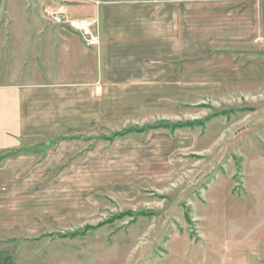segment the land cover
Listing matches in <instances>:
<instances>
[{
	"label": "rangeland",
	"instance_id": "1",
	"mask_svg": "<svg viewBox=\"0 0 264 264\" xmlns=\"http://www.w3.org/2000/svg\"><path fill=\"white\" fill-rule=\"evenodd\" d=\"M203 88L112 120L99 97L96 128L26 143L17 195L33 222L8 242L19 263L264 264V81L233 96Z\"/></svg>",
	"mask_w": 264,
	"mask_h": 264
},
{
	"label": "crops",
	"instance_id": "2",
	"mask_svg": "<svg viewBox=\"0 0 264 264\" xmlns=\"http://www.w3.org/2000/svg\"><path fill=\"white\" fill-rule=\"evenodd\" d=\"M5 1L0 0V264H20L8 242L33 222L17 195L18 176L27 173L19 167L34 160L19 156L26 143L67 141V129L96 128L99 97H105L112 120L139 116L148 105L160 113L176 108L178 90L186 92L197 80L209 97L233 96L234 89L242 93L244 81H264V0H37L39 11L4 9ZM51 6L97 21L99 48H87L78 35L47 22L43 12ZM146 97H156L159 105ZM25 189L32 192V186Z\"/></svg>",
	"mask_w": 264,
	"mask_h": 264
},
{
	"label": "built area",
	"instance_id": "3",
	"mask_svg": "<svg viewBox=\"0 0 264 264\" xmlns=\"http://www.w3.org/2000/svg\"><path fill=\"white\" fill-rule=\"evenodd\" d=\"M43 14L45 20L50 24L78 35L87 48H99V36L96 28L97 21L72 18L64 11V7L60 6L47 7Z\"/></svg>",
	"mask_w": 264,
	"mask_h": 264
},
{
	"label": "trees",
	"instance_id": "4",
	"mask_svg": "<svg viewBox=\"0 0 264 264\" xmlns=\"http://www.w3.org/2000/svg\"><path fill=\"white\" fill-rule=\"evenodd\" d=\"M192 125L191 124H185V125H179V126H175L174 128H172L173 130L177 127H180V128H182V127H191ZM161 127H163V126H161ZM169 127V126H168Z\"/></svg>",
	"mask_w": 264,
	"mask_h": 264
}]
</instances>
